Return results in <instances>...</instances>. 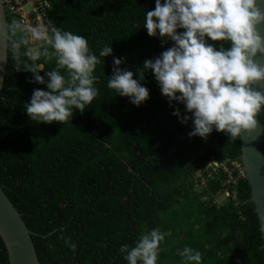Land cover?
Here are the masks:
<instances>
[{
  "label": "trees",
  "instance_id": "obj_1",
  "mask_svg": "<svg viewBox=\"0 0 264 264\" xmlns=\"http://www.w3.org/2000/svg\"><path fill=\"white\" fill-rule=\"evenodd\" d=\"M45 1L41 24L46 28L83 36L97 57L105 45L113 51L99 57L93 73L98 95L84 112L74 110L62 124H36L24 105L44 85L29 83L32 73L24 64L41 66L38 74L44 76L56 64L55 57L45 59L43 50H53L33 41L20 47L16 61L6 43L0 188L32 232L38 263L126 264L120 246L134 245L139 235L158 228L165 238L157 264H181L178 253L184 246L201 253V264H264L246 180L231 189L233 200L219 192L220 170L208 177L211 161L238 159L239 138L213 132L207 140L179 139L191 130V121L182 125L172 115L177 107L183 114V106L169 105L150 72L143 80L149 98L139 107L107 88L114 57L122 60L121 69L135 73L170 46L162 47L143 29L154 0ZM26 48L37 54L36 61L23 55ZM58 70L67 78L65 69ZM0 264H8L1 240Z\"/></svg>",
  "mask_w": 264,
  "mask_h": 264
},
{
  "label": "clouds",
  "instance_id": "obj_2",
  "mask_svg": "<svg viewBox=\"0 0 264 264\" xmlns=\"http://www.w3.org/2000/svg\"><path fill=\"white\" fill-rule=\"evenodd\" d=\"M261 26L264 0H154V9L144 14L143 29L149 37H158L162 47L170 46L158 57L145 60L143 69L135 73L121 69L122 60L114 57L107 88L139 107L149 98L143 80L144 73L150 72L169 105L183 106V114L177 107L172 115L182 125L191 121L189 138L207 140L213 132L223 133L228 140L239 138L259 128L257 116L264 106ZM5 36L10 42L8 52L16 61L20 47L33 41H42L53 50H43L45 59L55 57L56 64L44 76L38 74L41 66L24 64L32 73L29 83L44 85V89H34L24 105L30 121L62 124L72 118L74 110L84 112L98 95L93 73L101 63L99 57L112 53L111 46H103L97 57L83 36L17 20L0 26V39ZM23 55L33 62L38 58L31 48ZM58 69H65L67 78ZM164 238V233L153 228L139 235L134 245H121L118 251L126 264H157ZM178 254L181 264H201V253L192 247L184 246Z\"/></svg>",
  "mask_w": 264,
  "mask_h": 264
},
{
  "label": "water",
  "instance_id": "obj_3",
  "mask_svg": "<svg viewBox=\"0 0 264 264\" xmlns=\"http://www.w3.org/2000/svg\"><path fill=\"white\" fill-rule=\"evenodd\" d=\"M7 17L14 19L8 14L0 0V26L8 25ZM261 31L264 32V26H261ZM7 41L6 36L0 39V91L6 73ZM260 61L264 62V57H260ZM261 90H264V85H261ZM257 119L259 128L239 137L238 160L249 186L250 202L254 207L262 240L260 248L264 251V106ZM187 137H189L188 134L179 139ZM31 235L32 232L27 229L20 214L0 188V240L4 245L8 264H39Z\"/></svg>",
  "mask_w": 264,
  "mask_h": 264
},
{
  "label": "built area",
  "instance_id": "obj_4",
  "mask_svg": "<svg viewBox=\"0 0 264 264\" xmlns=\"http://www.w3.org/2000/svg\"><path fill=\"white\" fill-rule=\"evenodd\" d=\"M1 2L11 17L30 26L41 24L42 12L47 7L45 0H1ZM29 15H35V18L31 19ZM207 167L211 169L208 177H212L217 170L224 174V181L219 192L223 193L224 198L231 197L234 200V194L231 189L241 179H244V172L240 163L236 160L226 159L220 163L211 161ZM196 173H203V171L197 170ZM201 184H204L203 180H201ZM201 184L199 183L197 190H200ZM229 190L232 191L233 196H231Z\"/></svg>",
  "mask_w": 264,
  "mask_h": 264
},
{
  "label": "bare ground",
  "instance_id": "obj_5",
  "mask_svg": "<svg viewBox=\"0 0 264 264\" xmlns=\"http://www.w3.org/2000/svg\"><path fill=\"white\" fill-rule=\"evenodd\" d=\"M46 2V1H45Z\"/></svg>",
  "mask_w": 264,
  "mask_h": 264
}]
</instances>
